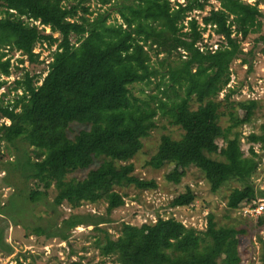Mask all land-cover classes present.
Returning a JSON list of instances; mask_svg holds the SVG:
<instances>
[{"label": "trees", "instance_id": "1", "mask_svg": "<svg viewBox=\"0 0 264 264\" xmlns=\"http://www.w3.org/2000/svg\"><path fill=\"white\" fill-rule=\"evenodd\" d=\"M95 1L100 4L96 12L84 6V0L70 5L69 0H0V88L6 83L1 75H10V61L3 60L6 47L21 52L30 62H37L34 47L38 42L57 44L39 85H36L38 75L25 73L15 81L13 89L21 90V94L6 104L0 99V119L9 121L0 123V149L13 150L15 157L12 162L4 161L0 171L7 173L10 184L23 191L33 207L46 206L53 188L56 194L49 209L65 203L74 209L84 202L104 201L106 215L110 216L124 204V196L116 187L156 186L154 181L133 175L132 164L121 162H128L141 150L142 140L156 127L154 117L161 110L184 131L178 140L161 136L157 152L149 162L171 163L165 175L168 182L180 183L187 169L194 166L213 192L232 179L244 183L243 188L229 194V209L255 202L261 194L252 183L257 154L250 147V156H246L238 136L219 145L223 132L218 123L221 103L216 97L229 83L230 65L242 54V41L261 29L260 5L264 0H218L219 7L202 16L201 22L203 30L209 26L223 41L216 49L205 51L195 46L201 39L195 19L189 22L192 34L186 33V39L177 26L179 20L194 9H202L203 4L198 6L189 1L173 8L170 0ZM113 14L119 22H111ZM33 22L49 27L59 36L44 33ZM134 37H141L143 44ZM148 42L166 52L180 47L186 51L181 65L169 70L170 82H179L185 96L172 102L155 98L154 107L131 101L128 85L150 83L154 74L144 45ZM234 92L230 90L226 100ZM192 100L199 103L196 110L190 107ZM255 106V102H248L247 111L236 124L250 121ZM72 123L89 128L71 138L68 128ZM249 141L264 151V120L260 132L251 134ZM96 158L101 162L91 168ZM78 170L88 171L83 179L69 178ZM195 199V193L188 187L169 206L189 208ZM109 222L108 217L100 215L71 214L60 224L38 226L34 233L67 241L68 233L76 227L93 226L99 233L95 243L101 254H115L121 264L242 262L238 238L242 231L218 225L213 216L209 217L205 230L185 227L172 216L157 217L155 222L140 226L125 223L116 239L101 228ZM3 232L0 231V251L9 256L12 245L5 242ZM260 261L264 264V241Z\"/></svg>", "mask_w": 264, "mask_h": 264}, {"label": "rangeland", "instance_id": "2", "mask_svg": "<svg viewBox=\"0 0 264 264\" xmlns=\"http://www.w3.org/2000/svg\"><path fill=\"white\" fill-rule=\"evenodd\" d=\"M79 0H69L67 5L76 4ZM189 1L195 5L203 4L202 9H194L187 14L186 18L178 21V28L183 38L185 34H192L190 21L195 19L197 31L201 33V39L195 43L199 50L205 51L207 48L215 49L223 41L218 35L210 31L209 26L203 30L201 22L202 16L206 15L212 8L219 7L218 0H170L173 8H178V4L185 5ZM253 2V0H248ZM84 6L96 12L100 9V4L95 0H84ZM263 15L260 18L261 29L258 33L250 35L242 41V54L230 65V80L227 86L219 93L216 100L221 103L218 110L219 126L223 132V138L218 142L224 145L225 139H232L238 136L239 146L246 156H250L249 148L252 147L257 154V171L252 177V183L261 191L258 199L264 203V151L258 144L249 141L251 134L260 132V125L264 120V4L260 5ZM117 15L113 14L111 22L120 21ZM44 33H52L49 27L33 22ZM55 37L59 35L52 33ZM141 44V37H134ZM189 38V37H188ZM187 38V39H188ZM190 40V39H188ZM75 39H73V42ZM148 52V64L154 74L149 82H137L128 85L129 97L136 104L145 106H156L155 98L167 99L172 102L179 96H185L182 85L178 82H170L172 75L169 70L181 65V60L186 59L187 53L181 47L171 52L161 50L151 43L144 44ZM57 44L50 46L47 42H38L34 47L37 54V62H30L27 56L21 52L6 47L3 60L10 61V75H1L5 84L0 88V99L6 104L13 100L21 90L15 91V81L22 79L25 73L34 76L38 75L36 85H39L48 70V64L52 60V53ZM245 61V63H243ZM172 80V79H171ZM165 89V93L162 94ZM235 90L230 99L226 100L230 90ZM154 99V100H153ZM248 102H255L254 115L251 120L243 124H236L243 118L247 111ZM192 110L199 107V103L192 100L190 102ZM156 127L150 134L143 138V147L128 162L121 164H132L133 175L136 177L154 181V188L139 189L133 185L127 187H116L120 194L124 196V204L115 209L110 216L106 215L107 204L104 201L93 204L84 202L78 208H71L68 204H63L57 208H47L52 204L56 194L55 189H51L47 199V205L40 204L31 206L28 203L23 191H19L10 184L7 173L0 171V231L4 230L5 242L12 246V254L4 256L0 251V264H121L115 254L102 255L95 240L97 233L93 226H79L68 233V240L62 241L58 238H45L36 236L34 233L37 227L48 228L51 224H60L61 220L71 214L100 215L108 217L111 222L101 225L107 230L113 239L120 235L123 224L140 226L144 223H153L157 217L168 218L174 214L189 228L205 230L209 217L213 216L218 225L232 226L241 230L239 238V252L241 264H261L260 251L261 241H264V212L261 215L248 213L246 209L254 208L253 203L240 205L236 209H229L227 200L229 194L234 189H241L244 183L237 179L230 180L220 189L213 192L206 182L204 175L194 166L187 169L186 175L180 183L173 184L166 180L165 175L172 167L171 163L151 165L150 159L157 152L160 138L168 135L178 140L184 131L172 123L169 115L157 111L154 117ZM1 122L9 123L5 118ZM88 125L72 123L68 128L69 137L73 138L80 130L88 129ZM13 150L4 147L0 149V158L3 161H14ZM215 159L223 160L222 157L213 155ZM101 160L95 159L91 168H96ZM88 170H78L69 175V178L83 179ZM6 174V175H5ZM193 190L196 195L195 202L189 208H171V200L184 193L187 188ZM106 215V216H105ZM14 222L20 224L15 226ZM27 227V228H25Z\"/></svg>", "mask_w": 264, "mask_h": 264}, {"label": "built area", "instance_id": "3", "mask_svg": "<svg viewBox=\"0 0 264 264\" xmlns=\"http://www.w3.org/2000/svg\"><path fill=\"white\" fill-rule=\"evenodd\" d=\"M216 49V48H215ZM253 204L255 205L254 208H250V209H246V211H248V213L252 214L253 212L256 213V215H261L264 212V203L259 201L257 203L253 202ZM176 220L180 221L185 227L186 224H184L180 219L177 218V216L174 214L173 216Z\"/></svg>", "mask_w": 264, "mask_h": 264}]
</instances>
